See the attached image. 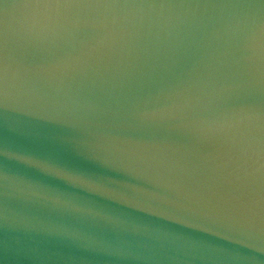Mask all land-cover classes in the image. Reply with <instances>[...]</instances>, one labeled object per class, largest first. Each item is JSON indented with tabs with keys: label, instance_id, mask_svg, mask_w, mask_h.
<instances>
[{
	"label": "water",
	"instance_id": "water-1",
	"mask_svg": "<svg viewBox=\"0 0 264 264\" xmlns=\"http://www.w3.org/2000/svg\"><path fill=\"white\" fill-rule=\"evenodd\" d=\"M0 264H264V0H0Z\"/></svg>",
	"mask_w": 264,
	"mask_h": 264
}]
</instances>
